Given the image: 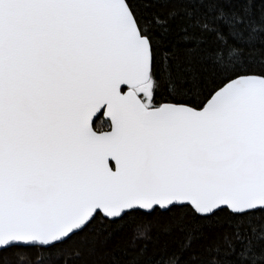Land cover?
<instances>
[{
  "label": "snow or ice",
  "instance_id": "6c2138e0",
  "mask_svg": "<svg viewBox=\"0 0 264 264\" xmlns=\"http://www.w3.org/2000/svg\"><path fill=\"white\" fill-rule=\"evenodd\" d=\"M0 264H264V0H0Z\"/></svg>",
  "mask_w": 264,
  "mask_h": 264
}]
</instances>
